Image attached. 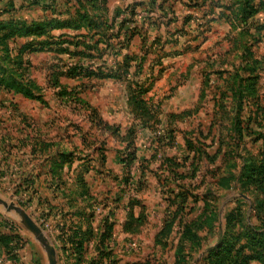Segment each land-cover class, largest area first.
<instances>
[{
	"label": "rangeland",
	"instance_id": "rangeland-1",
	"mask_svg": "<svg viewBox=\"0 0 264 264\" xmlns=\"http://www.w3.org/2000/svg\"><path fill=\"white\" fill-rule=\"evenodd\" d=\"M139 1L108 29V52L104 43L103 53L76 46L80 36L100 37L85 26L53 28L55 44L22 34L8 47L9 30L0 31V264H20L31 247L29 264H48L18 209L59 264H178V250L185 264H264V0L109 4ZM126 18L134 22L122 27ZM143 50L164 68L145 97L160 106L157 127L171 139L141 123L124 82L68 75L77 65L108 70ZM20 60L21 78L8 71ZM130 148L136 157L126 164Z\"/></svg>",
	"mask_w": 264,
	"mask_h": 264
},
{
	"label": "trees",
	"instance_id": "trees-1",
	"mask_svg": "<svg viewBox=\"0 0 264 264\" xmlns=\"http://www.w3.org/2000/svg\"><path fill=\"white\" fill-rule=\"evenodd\" d=\"M71 1L72 0H65V4L67 5V7H69V4L71 3ZM76 2L78 4L77 8H75L73 11H69L68 13L70 14V16L67 18L53 17L51 19H46V20L37 21V22L36 21L28 22L27 20H24V19H15V18H10L9 20H3V21L0 20V31L4 29L9 30L8 32H5V34H3L2 38H3L4 45L7 46L6 42L10 37L22 35V34H25L28 36L35 35L38 37L47 36L48 41L46 43L55 44L56 42H54L53 40L50 41L53 38V35L50 34V31L53 28L71 27V28L78 29V28L85 26L89 29V31H92L95 28V32L93 34L100 36V37L95 40H94V37H91L93 39H90L89 41L91 40L96 41L94 44H91L89 41H87L86 36H80L79 38L80 40L75 41L76 46L81 44V45H84L88 49H96L98 52L103 53L104 49L99 47L100 43L105 44L106 46L105 50H107L108 48H110L109 50L112 49L111 40L113 36L106 34L108 33V29L113 28L111 26L113 25V23L116 22L119 16L125 13L134 14L137 6H139L142 3L141 1H139V2H135L131 4V6L128 5L126 7H116L114 10L115 12L113 11L111 14L110 9L107 6L108 0H76ZM31 4L42 5V7L45 10H50L53 12H56L58 7L61 5L59 0H33ZM95 10H96V14H93V11ZM110 20H111V24H110ZM125 22H134V20L126 18L121 23L122 27ZM115 36L119 37L120 32H118ZM81 37H84V39H81ZM65 42L68 44H72L66 39L60 40V42L58 43L63 44ZM7 47H6V50L9 52V48ZM63 50L65 52L72 53V51L69 48L64 47ZM105 52H108V50ZM74 53L78 55L84 54V52H74ZM149 54L150 53H148L146 50H143V53L141 54L133 55V56H129V54L128 55L124 54L123 59L116 60V64L114 66H110L109 68H107L108 70H105L106 69L104 68L105 64L98 65L94 69H89L88 67H85L82 65L73 66L69 68L68 75L71 77H75L76 75H80L83 72H86L88 73V75L90 76L92 75L97 79L115 78L121 82H124L128 106H130L136 111L142 110L144 112L143 114L144 116H143L141 123H144L146 125H149V124L152 125V124H157V123L160 124L161 119L158 118L160 116V106L156 107L155 105H153L151 101L145 98V95L148 93L149 87L146 86L145 82H141V80L137 78L139 74H141L143 69L145 68V61L147 60V57ZM10 58H11L10 55H8L5 58V60L10 59ZM133 60L136 61L135 69L130 70V68L128 69V63L129 61L131 62ZM157 63L161 64L160 61H156L154 65ZM8 71L14 76H17V77L19 76L20 78L22 76V73L25 72L23 65L21 64V60L19 61L18 67L9 68ZM211 73L212 72H204V75L206 76V83H207V80H209L208 77H211ZM234 77L236 78L235 83H238L237 80H240L242 82V84L240 85L241 87L238 86V89L244 88L245 85L243 84V77L241 78L239 73H237ZM249 79L250 78H248V80ZM9 84L10 85L8 84H5V85H7L9 88H13V87H18L17 85L19 84V82L15 80L14 83H9ZM64 89L65 91L68 90L66 88ZM71 91H74V90L72 89ZM241 97H242V94H241ZM234 98H235V95H234ZM241 107L242 105L237 106L238 113H240ZM233 123L235 124L237 122L233 121ZM159 124L154 125L156 126L154 130H157V131L159 130L157 127ZM171 137L173 136L172 134H170L169 131L164 130L163 132H161L159 130L155 138L171 139ZM135 157H136L135 150L134 149L131 150L130 148L128 151V156L124 161L126 164L127 163L129 164V162L133 161ZM184 232L188 235L190 233V229H185ZM6 236H7L6 238L8 239L9 235H6ZM257 242L259 243L258 244L259 249H261L262 247L261 243L263 242L262 237L258 239ZM177 252H179L178 259H177L178 264H185L187 262L185 259V256L181 257L180 250H178ZM225 258H226L225 256L222 257L220 261H225ZM260 260L264 262V255L262 256L260 255ZM226 262L228 263L227 259H226Z\"/></svg>",
	"mask_w": 264,
	"mask_h": 264
},
{
	"label": "crops",
	"instance_id": "crops-1",
	"mask_svg": "<svg viewBox=\"0 0 264 264\" xmlns=\"http://www.w3.org/2000/svg\"><path fill=\"white\" fill-rule=\"evenodd\" d=\"M72 1H75V3H77L76 0H72ZM109 1L110 0H108L107 2V6L109 7L110 12L112 14V12L115 9L112 10V8L110 7ZM31 2H33V0H0V12L1 13L11 12L10 13L11 16L15 19H23L26 17L24 20H27L28 22H32V21L37 22V21H43L46 19H51L53 17H59V16H63L64 18H67L70 16L68 12L73 11L75 9V6L72 3H70L69 7H67V5L65 4V0H59L61 5L58 7L56 12L45 10L42 7V5L31 4ZM62 7H64L65 9L60 10ZM33 11L41 13V14L39 15V17L33 18V16H30V14L32 15ZM54 14H57V16H55ZM136 53H139V52H136ZM150 60H151V56H148L147 60L145 61V68L143 69L141 74H139V76L137 77L138 79L141 80V82L146 83V86L149 87L148 89L149 91L153 90V88L155 87L156 80H158L164 72V68L161 64L157 63L151 66ZM106 80H113V79H106ZM114 82H119V81H116L114 79ZM148 99L150 101V97ZM25 250L26 249L23 248L20 251V254L18 255L20 264H29V257L32 258L33 256L34 257L36 256V254L33 252L32 247L29 248L30 256H28V254L25 253V252H28L27 250L26 251Z\"/></svg>",
	"mask_w": 264,
	"mask_h": 264
},
{
	"label": "water",
	"instance_id": "water-1",
	"mask_svg": "<svg viewBox=\"0 0 264 264\" xmlns=\"http://www.w3.org/2000/svg\"><path fill=\"white\" fill-rule=\"evenodd\" d=\"M8 206L15 207L14 204ZM18 211L22 214L25 222L30 227V229L35 233L36 239L44 246L47 252L48 264H59L56 249L50 243L49 239L44 234L42 229L35 223L32 217L29 214H27L24 210L18 209Z\"/></svg>",
	"mask_w": 264,
	"mask_h": 264
}]
</instances>
